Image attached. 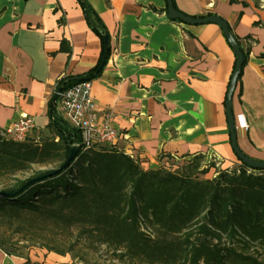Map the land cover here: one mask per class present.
<instances>
[{
	"label": "crops",
	"instance_id": "obj_1",
	"mask_svg": "<svg viewBox=\"0 0 264 264\" xmlns=\"http://www.w3.org/2000/svg\"><path fill=\"white\" fill-rule=\"evenodd\" d=\"M88 1L110 34L92 96L121 134L113 145L146 168L159 166V153L163 163L168 154L196 152L238 162L226 110L235 53L222 28L171 19L167 0ZM174 2L192 16H221L250 48L233 111L239 147L264 160V0ZM101 49L80 0H0V130L29 114L34 132L50 135L48 101L59 80L91 70ZM57 111L64 118L59 102ZM43 250L23 257L0 248V264H47L55 252Z\"/></svg>",
	"mask_w": 264,
	"mask_h": 264
},
{
	"label": "trees",
	"instance_id": "obj_2",
	"mask_svg": "<svg viewBox=\"0 0 264 264\" xmlns=\"http://www.w3.org/2000/svg\"><path fill=\"white\" fill-rule=\"evenodd\" d=\"M81 5L101 41L98 63L59 80L48 101L50 135L34 132L19 141L0 130V178L10 180L0 188V248L27 257L40 247L86 260L104 245L131 264H264V169L242 161L237 168H221L211 161L218 157L204 152L168 154L169 160L184 159L174 170L159 153V166L146 168L138 155L113 144L85 147L81 131L59 115V86L91 77L104 55V37H110L92 4ZM230 29L244 66L250 48ZM110 52L109 45L108 59ZM75 146V157L59 170ZM212 169V176H204Z\"/></svg>",
	"mask_w": 264,
	"mask_h": 264
},
{
	"label": "built area",
	"instance_id": "obj_3",
	"mask_svg": "<svg viewBox=\"0 0 264 264\" xmlns=\"http://www.w3.org/2000/svg\"><path fill=\"white\" fill-rule=\"evenodd\" d=\"M64 119L82 134L85 147L97 144H113L120 136L112 124L111 115H100L92 96V80H82L64 87L59 97ZM242 126L247 129L246 122ZM36 129V121L29 114L21 117L2 130L3 135L13 140H24Z\"/></svg>",
	"mask_w": 264,
	"mask_h": 264
},
{
	"label": "water",
	"instance_id": "obj_4",
	"mask_svg": "<svg viewBox=\"0 0 264 264\" xmlns=\"http://www.w3.org/2000/svg\"><path fill=\"white\" fill-rule=\"evenodd\" d=\"M81 1L83 2L84 0H81ZM167 4H168V15L171 19H175V20L177 19L186 24L215 23V24H218L222 28L225 37L229 41L236 55V66L233 70V73H232V76L229 82V87L227 91V99H226V110H227V117H228V123H229V131L231 135V143H232V146L238 158H240V160L244 164L248 165L251 168L264 169V160H258V159H255L247 155L245 152H243V150L239 147V144H238L236 118H235L234 111H233V94H234V91L238 83V77L243 68L244 54L241 50V47L238 41L236 40V38L234 37L230 29L229 23L227 22V20L223 19L221 16L217 14H212L208 16H200V17L186 14L178 10L175 7L174 0H167ZM104 42H105V50H104L102 61L97 71L87 80H93L107 63V59L109 56V36L105 35ZM63 88H64V84L59 86L57 93H56V99H59L60 93L62 92ZM77 149H78V146H75L72 148L70 155H69V159L59 170L66 168L70 164V162L72 161V159L75 157L77 153ZM59 170H55L52 173H49L47 175L33 177L31 180L27 182L26 185H30L38 180L45 178L48 175L56 173ZM1 194L5 195V193H1Z\"/></svg>",
	"mask_w": 264,
	"mask_h": 264
},
{
	"label": "rangeland",
	"instance_id": "obj_5",
	"mask_svg": "<svg viewBox=\"0 0 264 264\" xmlns=\"http://www.w3.org/2000/svg\"><path fill=\"white\" fill-rule=\"evenodd\" d=\"M237 159H238V162H235V163L226 162L224 165L218 161L219 158L211 159V161H215L216 166L221 167V168H237L242 163L239 158ZM183 161L184 159L179 160L176 158H171L170 160L165 159L164 164L171 167V169L174 170V169H178V167L182 165ZM146 166L150 167V163L147 164ZM34 167L35 169H37L39 166L35 165ZM212 171L213 169L209 173L205 174L204 176L206 177L212 176L214 174L212 173ZM30 173H32V171L25 172V173H18L15 177L24 178L28 176ZM11 179H14V178L11 177ZM9 182L10 180L8 178H0V188ZM14 239H17V238H14ZM34 248H40V247H34ZM42 249H44L43 252L45 253H46V250L48 252H51L46 248H42ZM62 256H64L65 259ZM44 262L47 264H131L127 261H121L115 258L112 250H109L104 245L97 246L95 250L89 251L88 255L86 256V260L80 259L79 256L75 257L73 256V254H70V253L66 255H60L58 253L57 254L55 253V254H51L50 257L46 258Z\"/></svg>",
	"mask_w": 264,
	"mask_h": 264
}]
</instances>
